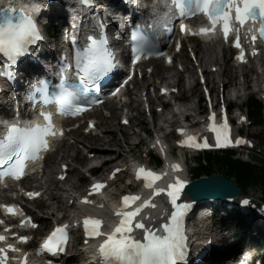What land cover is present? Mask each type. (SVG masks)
I'll return each instance as SVG.
<instances>
[{
	"label": "snow or ice",
	"instance_id": "1",
	"mask_svg": "<svg viewBox=\"0 0 264 264\" xmlns=\"http://www.w3.org/2000/svg\"><path fill=\"white\" fill-rule=\"evenodd\" d=\"M88 2V0H85ZM199 13L207 18L208 27H200L198 32H189L190 35L206 36L216 32L219 28L225 42H229L230 33H235V39L231 40L232 47L238 50L235 59L241 63L245 62L246 53L241 43L240 31L245 25L251 23L248 28L249 38L253 47L252 55H257L255 45L259 40L264 43V0H195ZM172 3L179 10L180 16H183L184 9L181 0H172ZM17 9L13 4L7 7H0V57L8 62L5 67H10L16 61L25 56L29 51L30 45H34L43 39L35 20L24 15L14 17ZM140 26L137 25L136 31L131 33L133 41L134 59L139 58L136 53H145L147 55L162 56L163 52L158 48V42H151L148 38L139 32ZM170 31L171 29H166ZM180 32L186 33L185 23H180ZM89 43L82 49L74 51L72 63H63L60 69V83L55 89L50 91V85L46 80L38 81L32 90L26 94L30 101L33 95L38 93L42 97V102L47 105L56 106V115L59 116H77L87 111V106L95 104L98 101L89 99V86L95 87L97 83L104 78L116 66V57L107 46V41H99L91 36L87 37ZM76 38L73 37L72 45L75 49ZM182 42L177 41L175 48L179 52ZM167 63H172V57H165ZM73 74L79 77V84H69L65 73L69 69ZM0 76H6L11 79L10 72H0ZM162 89L161 93H166ZM207 91V89H206ZM41 118L43 124H33L31 126L21 127L17 123H12L6 129L4 142L0 143V178L11 176L13 179L20 180L24 176L26 162L39 159L41 151L49 149L48 137L59 135L63 136V130H57L53 123V114L51 112H42ZM216 114L213 112L208 117V130L214 135L215 147H225L232 143L229 135V125L227 119L218 126L214 121ZM123 123L127 124L125 120ZM94 128L89 122L86 130ZM178 133H183V129H178ZM236 145L246 143L243 139H236ZM159 144V141H157ZM181 147L191 149H207L210 145L207 138L200 142L196 136H188L179 141ZM163 152V148L160 149ZM66 168V166H65ZM170 169L175 175L172 182L166 187L159 186L167 172H157L144 167H137L135 170V180L143 183L144 188L150 190V196L143 199L139 195H123L121 197V207L114 215L119 218L118 223L114 225L110 232L101 230L103 221L98 218L85 217L82 221L85 236L89 238H101V243L97 247V252L101 257L100 264H186V236L183 229L184 217L190 209V205L182 202V195L185 191L186 181L180 178L178 173L181 171L179 163H172ZM121 169L117 168L111 173L110 179H114ZM63 180L64 176L61 175ZM105 188L103 182L97 181L91 185L89 195L96 194ZM25 195L29 199H35L40 196L38 191H27ZM167 198V204L170 205V211L166 208V222L159 226V230L146 223L149 213L145 209H156L158 207L155 198ZM81 203L91 204L88 196L81 198ZM139 202V203H137ZM244 205H249L247 199L243 200ZM8 215H16L19 209L15 205H0ZM23 215V213L21 212ZM2 223V221H0ZM29 224L32 228L36 224L30 217H25L20 221V226ZM67 226L57 227L44 240L40 251L53 252L54 249L61 250V245L67 240ZM4 231L10 232L6 227ZM139 231L142 239L137 238ZM12 237L18 244H26L29 241L27 235H17L12 233ZM0 264H9L10 260H18V264H28V253L23 251L16 243L9 242V237L0 234ZM9 253H20L18 257H10Z\"/></svg>",
	"mask_w": 264,
	"mask_h": 264
},
{
	"label": "rangeland",
	"instance_id": "2",
	"mask_svg": "<svg viewBox=\"0 0 264 264\" xmlns=\"http://www.w3.org/2000/svg\"><path fill=\"white\" fill-rule=\"evenodd\" d=\"M217 58L218 63H223L222 62V52L220 49H217ZM200 57H202V60H203V64L205 65V67L207 68L209 65H210V58L208 55L204 54L203 52H200ZM217 60V59H216ZM217 68V67H216ZM173 71H176L175 69ZM171 73L168 72V71H163V74L160 75L158 77H154L152 76L151 78H147L146 80L140 82V88H143L145 87L146 88V91H151L152 92V86L155 85V84H159V82H162V83H166L167 82H171L172 80H169V75ZM161 76L164 78L163 81H161ZM252 76L248 75V84H247V93L251 94V85H252ZM183 80V78H182ZM138 81V80H137ZM241 80H240V77H235L232 79V76L229 77L228 79V82H229V87L230 89H234L236 84L239 83ZM180 82V85L182 84L183 85V82L181 80H179ZM186 87V86H185ZM218 89V85L215 87V90ZM142 92V91H141ZM198 90L197 88L194 89V93H197ZM183 96L186 98V101L187 102H193L195 100L194 97L196 96H192V98H189V92H184ZM258 97V96H257ZM241 100H238L237 102H235V105L238 104V102H240ZM188 103H187V107H188ZM154 107H156V105H154ZM192 107V105H191ZM185 109V108H183ZM235 111V110H234ZM120 115H121V112H115L113 115H109L108 111L107 110H104L102 112H100L98 114V120H100L101 122V128L99 129L98 131V134H101V132L103 130L106 129V124H104L105 122H109V119L112 118V124L110 122V125L111 126V129L106 132L107 134V140H111V144H109L108 146H100V147H107L109 148L110 150L107 152V153H116L118 151V149H122L121 151L123 152V155H121V157H123L125 155V152L127 150V147L126 145L124 144V140L126 137V140H128V142H130L131 144H133L132 146V151H131V156L134 157V158H141V152H142V148H139V149H136V147L134 146V144L136 143V136H133L131 135L132 133H135L137 131V127H138V122L140 121H144V125H145V128L150 130L151 129V119L150 118H147V116L144 114H139V117L136 118V114L135 113H132L131 115L133 116V121H134V126H132V128H126V127H121L119 126L120 124ZM108 116H111L109 119H107ZM157 116H156V120H157ZM153 120V119H152ZM109 124V123H108ZM144 128V129H145ZM84 129V126L81 127V129L77 132H75L74 136L68 138L65 142L66 144H70L72 143V141L74 140H78V144H76V147L74 149H70L68 151V155L71 156V157H75L77 156L78 158L76 159L77 161L76 162H73L72 163V166L74 168H78V176H72L69 183H72V184H75L77 185L78 187L80 188H83V186L87 183L85 182L84 180H86V159H85V155L87 154H84V149L85 148V145L86 146H90L93 142L91 140V137L89 136H84L83 135V130ZM120 129V130H119ZM143 129V130H144ZM110 132V133H109ZM249 134L253 137H257L256 140V143H260V144H263L264 145V116L262 118V124L260 126H254L251 128ZM142 134H139L138 138H141L142 139ZM114 141H116L119 145H116L114 143ZM248 154V158H246L245 156V153L243 155H235V158H239V159H242V160H248V161H252L254 163H256L257 166H261L260 165V159L264 160V158L258 154L255 150L254 151H250V152H247ZM196 161V160H195ZM189 163V162H188ZM191 163H193V160H191ZM197 163V162H196ZM151 164V162H150ZM109 169V168H108ZM55 170L57 171V169L55 168ZM80 177H83V179H80ZM46 180L48 182V185L50 188H52V183H53V176L52 175H48L46 177ZM54 185V184H53ZM62 188H65L64 185H60ZM125 187V182L124 183H118L116 185V188L118 189H122ZM53 194H55V196H59L61 197V193H58V191H55V189H51ZM248 194H254V196L256 198H262L263 195H264V189L260 188V187H250L249 190H248ZM41 204V203H39ZM55 205H57V203L55 202L54 203ZM47 212V210L45 211ZM49 212V210H48ZM60 214H59V218H60ZM56 219V220H59ZM42 221V219L40 220V222ZM53 222L52 220L50 221V223ZM49 225V224H48Z\"/></svg>",
	"mask_w": 264,
	"mask_h": 264
},
{
	"label": "bare ground",
	"instance_id": "3",
	"mask_svg": "<svg viewBox=\"0 0 264 264\" xmlns=\"http://www.w3.org/2000/svg\"><path fill=\"white\" fill-rule=\"evenodd\" d=\"M201 52H203L204 54H206V55L209 56V58H210V66L209 67H211V66H217V67H219V74H218L219 79L222 76H229L230 75L232 65H228V61L227 60L225 62L221 63V64L218 63V62H216L219 59V58H217V51L216 50H214V49H212V50H205V51H202L201 50ZM199 58H200V61H201L202 60V57H199ZM207 69H208V67H207ZM165 71H167V70H165ZM157 73L160 74V75H162L163 74V71L161 69H157ZM244 75H247V73H244ZM170 78H172V77H169V79ZM256 79H258V78H256ZM257 86H259V85H257ZM182 88L185 89V85H183ZM212 88L213 89L215 88V84L212 85ZM228 93H229V91H228ZM135 97L137 99V97H139V96L138 95H135ZM156 100H160V97L158 95L156 96ZM130 104H131V106H133V108L136 109V105L135 104H133V103H130ZM137 104H138V106L140 105L139 103H137ZM195 112H196V109L195 108H193L191 106H188V107L186 106L185 113H183L182 115L185 118H190L192 120L194 118V113ZM159 120H161V117L160 116H158L157 122H159ZM110 122H111V124L113 123L111 120H109V122H106L105 123L106 124V129H105L106 132H108L111 129V126L113 125V124L110 125ZM176 123H177V120L176 119L169 121L168 122V124H169L168 125L169 126L168 128H171ZM189 126H192L191 123L189 124ZM155 128H156V132H159V133H164V131L166 129V127L164 125H161L159 123L158 124L155 123ZM178 129H180V127H177V130ZM136 134H137L136 132L133 133V135H136ZM164 136H165V134H164ZM106 137H107V134L106 135H103V136H98V137L94 138L93 144L90 145L91 148H95L96 147L97 149H99V152H94L95 153V156L93 158V161L94 160H98V159L99 160H102V157L104 155H107V152L110 150L107 147H100L101 145L102 146H108L109 144H111V140H107ZM114 143L116 145H119L116 141H114ZM124 144L127 145V147H128V149H127L128 152H126V154H128L129 152L132 151V147H133L132 145L133 144H131L130 142H128V140H125V143ZM75 147H76V143L66 144L63 141L62 144L58 147V150L55 153H53V154H51V155L48 156V158L45 160V165H46V169L49 171L50 174L53 173L52 168H53V166L55 164H57V160H65L66 157L68 156V154H67L68 151L70 149H74ZM87 153H90V152H87ZM181 156L184 157L183 155H181ZM71 158H73V157H71ZM75 158L77 159V157H75ZM127 159H128V156H125V159H123V160H127ZM186 163L187 162L185 161V164ZM88 164H90L89 161H88L87 165ZM71 171H72L71 172V176H74L75 174L78 176V170H76L75 168H73ZM41 185H42V183H41ZM64 186H67L68 188H71V189H75L76 188L75 184H72V183L69 184L68 181L64 184ZM41 189H45V193L48 192L49 194H53V192H52L51 188L49 187V185H43L40 188H35V190H37V191H41ZM61 189H62V187H61ZM62 191L66 193L67 192V189L66 188H63ZM56 200H57V205H55V206H53L51 203H45L46 207L49 210V216H48V219H46V220L43 221V223H42L43 225L48 224V221L49 220H52V219L55 220V219H57L58 216H59V214L60 215H63V217L67 216L66 213L68 211L65 208L62 207V203L63 202L61 201L60 197L58 196V198H57V196H56ZM67 202H68V199H67ZM103 205H104L103 202L97 203L96 206H98V207L94 211L96 213H103V212H105L107 210V208H104ZM161 214L162 213H160V211H159V212H157L155 214V217H160ZM39 230H41V229H39Z\"/></svg>",
	"mask_w": 264,
	"mask_h": 264
},
{
	"label": "trees",
	"instance_id": "4",
	"mask_svg": "<svg viewBox=\"0 0 264 264\" xmlns=\"http://www.w3.org/2000/svg\"><path fill=\"white\" fill-rule=\"evenodd\" d=\"M257 109L256 103H251ZM232 153H228L225 157H216L206 154L205 159L210 163H215L220 168H224L225 174L234 177L243 187L251 184H258L264 187V162L263 167H256L240 160L232 159ZM202 173L211 174V166L201 167L194 173V177L198 178Z\"/></svg>",
	"mask_w": 264,
	"mask_h": 264
},
{
	"label": "water",
	"instance_id": "5",
	"mask_svg": "<svg viewBox=\"0 0 264 264\" xmlns=\"http://www.w3.org/2000/svg\"><path fill=\"white\" fill-rule=\"evenodd\" d=\"M194 192L199 194L197 197H220L238 194L235 185L220 176L193 182L189 193Z\"/></svg>",
	"mask_w": 264,
	"mask_h": 264
}]
</instances>
